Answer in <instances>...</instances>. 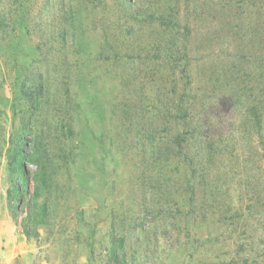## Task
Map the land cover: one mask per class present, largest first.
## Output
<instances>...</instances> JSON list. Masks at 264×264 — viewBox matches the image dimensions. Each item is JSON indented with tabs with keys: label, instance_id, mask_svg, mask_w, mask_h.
Segmentation results:
<instances>
[{
	"label": "rangeland",
	"instance_id": "374dc122",
	"mask_svg": "<svg viewBox=\"0 0 264 264\" xmlns=\"http://www.w3.org/2000/svg\"><path fill=\"white\" fill-rule=\"evenodd\" d=\"M0 19V264H264V0H0ZM31 117L52 186L27 237L7 151Z\"/></svg>",
	"mask_w": 264,
	"mask_h": 264
},
{
	"label": "trees",
	"instance_id": "16d2710c",
	"mask_svg": "<svg viewBox=\"0 0 264 264\" xmlns=\"http://www.w3.org/2000/svg\"><path fill=\"white\" fill-rule=\"evenodd\" d=\"M3 26V20L0 19V30L4 28ZM44 92L43 84L32 87L25 85L21 90L23 98L33 111L38 110L40 105L38 100L44 96ZM177 142L180 144V137L177 138ZM49 155L48 146L41 136L35 134V122L31 117L23 123L7 151V167L12 183L7 191L8 202L13 213L26 211L27 215L20 226L27 237L34 236L33 230L45 223L50 214L45 199L52 186ZM30 167L34 168L32 173ZM31 184L33 191L30 189ZM116 255L117 251L114 250L112 259L119 264Z\"/></svg>",
	"mask_w": 264,
	"mask_h": 264
}]
</instances>
